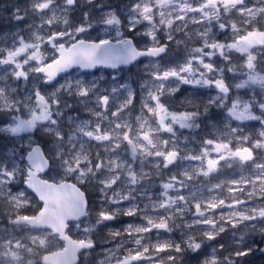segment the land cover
<instances>
[{
  "label": "snow or ice",
  "instance_id": "6c2138e0",
  "mask_svg": "<svg viewBox=\"0 0 264 264\" xmlns=\"http://www.w3.org/2000/svg\"><path fill=\"white\" fill-rule=\"evenodd\" d=\"M11 15L0 264L264 253V0H26Z\"/></svg>",
  "mask_w": 264,
  "mask_h": 264
},
{
  "label": "trees",
  "instance_id": "16d2710c",
  "mask_svg": "<svg viewBox=\"0 0 264 264\" xmlns=\"http://www.w3.org/2000/svg\"><path fill=\"white\" fill-rule=\"evenodd\" d=\"M97 2H100V0H97ZM110 2L114 5H119L121 0H110ZM25 1L23 0H0V31L5 28L6 26L10 25L12 23V11L13 7L15 5H23ZM6 118L0 116V125H3L5 123ZM37 138L39 139L40 136L37 134ZM5 142L4 139H0V147H4ZM44 146L47 147L48 143L45 141ZM90 199H96V197L92 196V193H89ZM111 226L119 227V223H113ZM101 235H106V230H102ZM258 246L262 247L261 244H258ZM98 247L97 249H99ZM78 264H83V257L80 256V260ZM243 264H264V253H261L259 251L254 252L253 254L245 257L243 259Z\"/></svg>",
  "mask_w": 264,
  "mask_h": 264
},
{
  "label": "rangeland",
  "instance_id": "374dc122",
  "mask_svg": "<svg viewBox=\"0 0 264 264\" xmlns=\"http://www.w3.org/2000/svg\"><path fill=\"white\" fill-rule=\"evenodd\" d=\"M23 1L26 2V0H23ZM17 27L23 28L24 27V24H19L18 25V22H16L14 19H12V23H10V25L6 26L5 28H3L0 31V37L4 36L7 33L16 31L17 30ZM111 71H107V72L106 71H102L105 79H107V80H110L111 79ZM100 74H101V71L98 74H96V75H100ZM122 75H126V73H122ZM4 142H5V145L4 146L11 147V144L7 140L4 139ZM122 219H126V218H122ZM5 227H8L7 219H3L2 221H0V230H2ZM177 235H179V234L177 233ZM261 246L264 247V243H261ZM53 250H55V249H53ZM97 251L98 252L101 251V248L97 249Z\"/></svg>",
  "mask_w": 264,
  "mask_h": 264
},
{
  "label": "flooded vegetation",
  "instance_id": "af4514ba",
  "mask_svg": "<svg viewBox=\"0 0 264 264\" xmlns=\"http://www.w3.org/2000/svg\"><path fill=\"white\" fill-rule=\"evenodd\" d=\"M102 71H106V72H107V71H111V70H106V69H104V70H102ZM99 72H100L99 70H96V71H95L96 74H98ZM187 91H190V87H189V86H185V88H184V92H182V93L180 94V96L177 97V100H179V99L181 98V96H183ZM82 190H83V189H82ZM97 195H98V194H96V193H92V196H93V197H96V198H97Z\"/></svg>",
  "mask_w": 264,
  "mask_h": 264
},
{
  "label": "clouds",
  "instance_id": "9594fccd",
  "mask_svg": "<svg viewBox=\"0 0 264 264\" xmlns=\"http://www.w3.org/2000/svg\"><path fill=\"white\" fill-rule=\"evenodd\" d=\"M83 264H96V260L91 255L86 253L83 258Z\"/></svg>",
  "mask_w": 264,
  "mask_h": 264
},
{
  "label": "water",
  "instance_id": "95a60500",
  "mask_svg": "<svg viewBox=\"0 0 264 264\" xmlns=\"http://www.w3.org/2000/svg\"><path fill=\"white\" fill-rule=\"evenodd\" d=\"M106 70H110V69H106ZM94 71H96V70H94ZM41 176H43V174H41ZM79 258H80V256L78 255V256H77V260H78V262H79Z\"/></svg>",
  "mask_w": 264,
  "mask_h": 264
}]
</instances>
